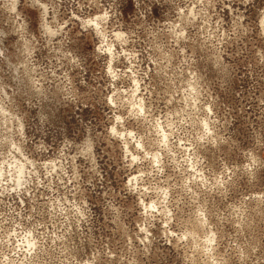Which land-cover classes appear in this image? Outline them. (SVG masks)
Returning <instances> with one entry per match:
<instances>
[{"label": "clouds", "instance_id": "1", "mask_svg": "<svg viewBox=\"0 0 264 264\" xmlns=\"http://www.w3.org/2000/svg\"><path fill=\"white\" fill-rule=\"evenodd\" d=\"M0 264H264V0H0Z\"/></svg>", "mask_w": 264, "mask_h": 264}]
</instances>
